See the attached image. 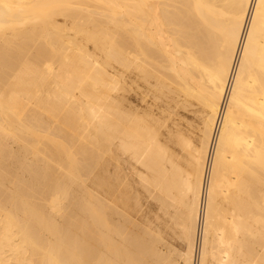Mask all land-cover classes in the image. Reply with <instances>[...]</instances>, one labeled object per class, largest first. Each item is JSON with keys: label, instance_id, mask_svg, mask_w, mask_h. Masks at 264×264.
Listing matches in <instances>:
<instances>
[{"label": "bare ground", "instance_id": "1", "mask_svg": "<svg viewBox=\"0 0 264 264\" xmlns=\"http://www.w3.org/2000/svg\"><path fill=\"white\" fill-rule=\"evenodd\" d=\"M263 230L264 0H0V264H264Z\"/></svg>", "mask_w": 264, "mask_h": 264}, {"label": "rangeland", "instance_id": "2", "mask_svg": "<svg viewBox=\"0 0 264 264\" xmlns=\"http://www.w3.org/2000/svg\"><path fill=\"white\" fill-rule=\"evenodd\" d=\"M158 121L163 122V126L160 128L165 136V129L180 127L186 134L191 136L195 133L196 118L195 116L182 109H175L170 116L158 117ZM167 141V139H164ZM170 150L177 156L179 162L184 166L186 152L178 144L169 145ZM119 160V166L122 171L128 177V188L127 196L132 197L138 201L131 207H126L122 209L132 223H154L165 235L166 240L171 244L175 251H184L186 249V244L179 233L177 226L174 225L172 218L167 211H164L159 207L158 202L149 195L146 190L141 186L138 178L139 169L138 165L134 164L125 155H121ZM142 170V169H141ZM257 227V224H256ZM264 232V230H263ZM256 246V245H254Z\"/></svg>", "mask_w": 264, "mask_h": 264}]
</instances>
